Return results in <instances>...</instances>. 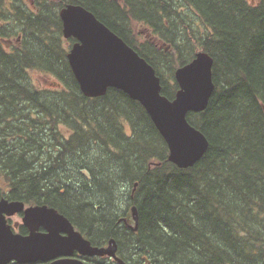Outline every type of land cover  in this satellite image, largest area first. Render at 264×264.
<instances>
[{"label": "trees", "instance_id": "16d2710c", "mask_svg": "<svg viewBox=\"0 0 264 264\" xmlns=\"http://www.w3.org/2000/svg\"><path fill=\"white\" fill-rule=\"evenodd\" d=\"M68 3L145 58L169 99L175 68L212 56L215 88L187 114L208 141L193 166L167 159L122 90L82 94L58 16ZM0 196L56 208L95 244L114 237L126 264H264V0H0ZM131 206L136 230L121 222Z\"/></svg>", "mask_w": 264, "mask_h": 264}, {"label": "water", "instance_id": "95a60500", "mask_svg": "<svg viewBox=\"0 0 264 264\" xmlns=\"http://www.w3.org/2000/svg\"><path fill=\"white\" fill-rule=\"evenodd\" d=\"M63 38H73L66 59L85 96L98 97L108 88H117L138 101L149 115L168 147L167 159L179 168L193 166L208 146L205 135L191 125L189 112L203 111L215 88L212 80V56L199 50L184 65L174 70L178 85L174 97L161 93L160 77L154 67L120 36L80 4L68 3L58 11ZM136 185V184H135ZM23 211L22 220L30 233L12 231L6 215ZM136 230L138 215L130 207ZM38 224L46 228L39 233ZM60 232H66L61 236ZM86 255H107L126 264L116 255L117 243L110 237L105 246H92L72 223L55 208L43 205L24 207L21 200L0 199V264L48 260L69 255L73 250ZM51 264H84L81 260L61 259Z\"/></svg>", "mask_w": 264, "mask_h": 264}, {"label": "flooded vegetation", "instance_id": "af4514ba", "mask_svg": "<svg viewBox=\"0 0 264 264\" xmlns=\"http://www.w3.org/2000/svg\"><path fill=\"white\" fill-rule=\"evenodd\" d=\"M30 4H32V3H30ZM141 31L148 32V29L142 28ZM9 43H7V45H9ZM1 198H2V196H0V199ZM4 198H6V197H4ZM6 199H8V198H6ZM8 200L10 201L12 199H8ZM18 200H20V199H18ZM21 201H23V200H21ZM33 205H43V204H31V203L24 202V207L33 206ZM45 205H47V204H45ZM47 206L52 207L50 205H47ZM59 213H61V212H59ZM22 217H23V211L16 212L14 214L5 216L6 222L11 226L12 231L15 232L16 234H20L22 236H25V235H28L30 233V230L24 224V222L22 220ZM121 222H123V224H125L129 229L133 230V228L131 227V224L133 223L132 221H129V220L128 221H124V220H122ZM72 225H73L74 229L79 231L84 238H86V239H88L90 241L92 246H105L107 244L108 240L102 245L95 244L94 242H92V240L89 239V236L86 235L85 233H83L75 224L72 223ZM35 231L39 232V233H44L47 230L42 224H38L36 229H35ZM66 234H67L66 232H60L61 236H66ZM117 254L118 253L116 252V255ZM61 259L81 260L84 264H120L118 261H116L114 258H112L110 256H107V255L98 256V255L81 254L76 249L73 250L69 255H58V256H55V257H53L51 259H48V260L37 259V260H35L33 262H26V263H19V262L15 261V260H10V261L6 262L5 264H51L52 262L57 261V260H61Z\"/></svg>", "mask_w": 264, "mask_h": 264}, {"label": "rangeland", "instance_id": "374dc122", "mask_svg": "<svg viewBox=\"0 0 264 264\" xmlns=\"http://www.w3.org/2000/svg\"><path fill=\"white\" fill-rule=\"evenodd\" d=\"M29 6H30V9L33 8L32 4H29ZM132 27H133V30L136 34L135 35L136 40L142 41V40L146 39L147 37L149 38L150 32L141 31L143 26H141L140 24L134 23ZM155 42L158 45L161 44V42L159 40H155ZM63 46H67V42H63ZM31 75H32V82H34L39 87L49 86L51 84L52 79L47 74H42V73H38L36 71H32Z\"/></svg>", "mask_w": 264, "mask_h": 264}]
</instances>
